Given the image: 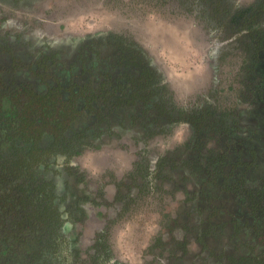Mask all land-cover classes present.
Instances as JSON below:
<instances>
[{"label":"flooded vegetation","instance_id":"flooded-vegetation-1","mask_svg":"<svg viewBox=\"0 0 264 264\" xmlns=\"http://www.w3.org/2000/svg\"><path fill=\"white\" fill-rule=\"evenodd\" d=\"M263 69L264 0H0L4 81L77 104L52 167L98 264H264Z\"/></svg>","mask_w":264,"mask_h":264},{"label":"trees","instance_id":"trees-1","mask_svg":"<svg viewBox=\"0 0 264 264\" xmlns=\"http://www.w3.org/2000/svg\"><path fill=\"white\" fill-rule=\"evenodd\" d=\"M3 78L0 70V264H98L71 248L52 167L76 102Z\"/></svg>","mask_w":264,"mask_h":264},{"label":"rangeland","instance_id":"rangeland-1","mask_svg":"<svg viewBox=\"0 0 264 264\" xmlns=\"http://www.w3.org/2000/svg\"><path fill=\"white\" fill-rule=\"evenodd\" d=\"M172 43L170 47L172 58L170 61L174 65V70L176 73H179L178 75L180 78L183 77L185 80L189 81L193 78L190 69H193L195 65L200 66L199 64H201L199 61V54L181 40H176ZM181 70H186L187 73H180Z\"/></svg>","mask_w":264,"mask_h":264}]
</instances>
